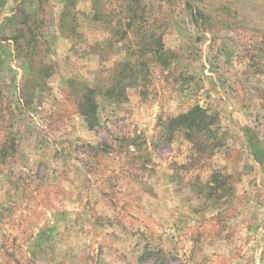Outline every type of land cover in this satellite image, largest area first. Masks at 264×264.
<instances>
[{
    "label": "rangeland",
    "instance_id": "1",
    "mask_svg": "<svg viewBox=\"0 0 264 264\" xmlns=\"http://www.w3.org/2000/svg\"><path fill=\"white\" fill-rule=\"evenodd\" d=\"M0 264H264V0H0Z\"/></svg>",
    "mask_w": 264,
    "mask_h": 264
},
{
    "label": "trees",
    "instance_id": "2",
    "mask_svg": "<svg viewBox=\"0 0 264 264\" xmlns=\"http://www.w3.org/2000/svg\"><path fill=\"white\" fill-rule=\"evenodd\" d=\"M87 98V96H86ZM88 102H91V104H88V108H84V111H82V114L88 119V121H90L93 124H91L92 126H94V123H96V111H97V107H96V103L90 99ZM197 114L195 116H193L192 118L185 114L182 115L176 119H174V121L171 122V124L173 126H175V124H177L179 127H186L184 125V122L187 123V128L193 129V128H203L206 129L207 132H211V127H212V123H213V118H209L201 108H197L196 109ZM202 125V127L200 126Z\"/></svg>",
    "mask_w": 264,
    "mask_h": 264
}]
</instances>
